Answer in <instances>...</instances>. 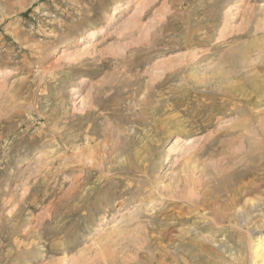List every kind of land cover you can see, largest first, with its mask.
Listing matches in <instances>:
<instances>
[{
  "label": "rangeland",
  "instance_id": "obj_1",
  "mask_svg": "<svg viewBox=\"0 0 264 264\" xmlns=\"http://www.w3.org/2000/svg\"><path fill=\"white\" fill-rule=\"evenodd\" d=\"M0 71V264H264V0H0Z\"/></svg>",
  "mask_w": 264,
  "mask_h": 264
},
{
  "label": "bare ground",
  "instance_id": "obj_2",
  "mask_svg": "<svg viewBox=\"0 0 264 264\" xmlns=\"http://www.w3.org/2000/svg\"><path fill=\"white\" fill-rule=\"evenodd\" d=\"M3 74V71H0V75H2ZM249 86V85H248ZM248 86H247V88H248ZM253 89H255V88H253ZM255 91V90H254ZM251 95V94H250ZM238 96V95H237ZM239 97H241V96H239ZM243 97V96H242ZM252 97H254V96H252ZM204 98V97H203ZM243 99V98H242ZM239 101V100H238ZM252 101V100H251ZM250 104V103H249ZM251 105V104H250ZM235 107V106H234ZM242 109H244V108H242ZM245 110H247V109H245ZM249 111V110H248ZM209 118V117H208ZM247 120H249V119H247ZM210 121V120H209ZM194 124V123H193ZM244 124V123H243ZM247 124V123H246ZM242 126V125H241ZM246 126V125H245ZM247 130V129H246ZM245 130V131H246ZM247 132V131H246ZM240 134H242V132H240ZM244 134V133H243ZM29 146V145H28ZM16 151V150H15ZM20 151V150H19ZM128 191V190H127ZM238 204V203H237ZM188 213H190V212H188ZM12 215H14V214H12ZM50 216V215H49ZM12 218V217H11ZM51 218V217H50ZM49 218V219H50ZM39 220L41 219L42 220V218H38ZM47 219V218H46ZM40 220V221H41ZM44 220V219H43ZM45 222H46V220H45ZM49 222V221H48ZM38 223V222H37ZM42 222H39L38 224H41ZM43 225V224H42ZM37 226V225H36ZM41 227V226H40ZM39 228V227H38ZM37 228V229H38ZM16 229V228H15ZM44 229H45V227H44ZM151 229V228H150ZM41 231H42V229H40ZM38 231V230H37ZM45 232V231H44ZM38 233V232H37ZM24 236V235H23ZM43 237V236H42ZM16 240V239H15ZM48 244V243H47ZM37 245V244H36ZM160 245V244H159ZM22 246V245H21ZM20 247V246H19ZM45 247V246H44ZM27 248H29V247H27ZM33 248V247H32ZM18 250H19V248H17ZM21 249V248H20ZM24 249V248H23ZM262 250H264L263 249V247L258 243V244H256L255 245V247H254V253L255 254H257L258 255V257L261 255L260 253H261V251ZM26 251V250H25ZM28 251V250H27ZM20 253V252H19ZM147 260V259H146ZM149 260V259H148ZM147 262V261H146Z\"/></svg>",
  "mask_w": 264,
  "mask_h": 264
}]
</instances>
